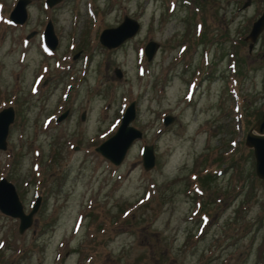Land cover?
Returning a JSON list of instances; mask_svg holds the SVG:
<instances>
[{
	"label": "rangeland",
	"instance_id": "374dc122",
	"mask_svg": "<svg viewBox=\"0 0 264 264\" xmlns=\"http://www.w3.org/2000/svg\"><path fill=\"white\" fill-rule=\"evenodd\" d=\"M245 1L28 0L18 23L0 0V108L14 111L0 177L25 212L40 196L22 232L0 211V264H264V184L243 144L264 106V27L250 50L243 37L264 1ZM123 15L137 31L101 44ZM130 101L141 136L114 164L94 147Z\"/></svg>",
	"mask_w": 264,
	"mask_h": 264
},
{
	"label": "water",
	"instance_id": "95a60500",
	"mask_svg": "<svg viewBox=\"0 0 264 264\" xmlns=\"http://www.w3.org/2000/svg\"><path fill=\"white\" fill-rule=\"evenodd\" d=\"M28 0H16L14 6L8 13V18L13 22L21 23L26 18L25 4ZM57 0H45L46 3L52 4ZM264 1V0H263ZM249 0L243 2L247 4ZM139 24L134 18L123 15L121 21L111 27L103 28L98 34V41L107 46H115L127 37L132 36L138 29ZM264 27V7L260 14L251 21L250 27L243 39L248 40L247 48L251 49L257 35ZM113 32V33H112ZM116 32V33H115ZM43 40L49 48L55 45V35L52 30L50 20H47L42 31ZM157 48V42L149 39L143 46V53L146 59H150ZM115 75L120 76V71L116 67ZM67 113V109L61 111L55 120L62 119ZM13 107L7 105L0 108V149L6 146V132L8 123L13 119ZM83 117V112L80 114ZM134 116V102L130 101L120 116V121L115 131L99 142L94 148L101 155L108 158L114 164L119 163L126 149L134 138L141 136V130L130 124ZM172 120L170 114L162 117V123L167 124ZM243 144L251 149L253 156L254 174L262 180L264 184V106L260 115L255 119L251 127L245 132ZM141 164L144 169H148L154 164V152L151 144H143L141 149ZM40 196L36 195L28 211H24L21 202L18 199L14 185L0 177V211L18 219L17 231L22 232L30 225L32 214L39 204Z\"/></svg>",
	"mask_w": 264,
	"mask_h": 264
},
{
	"label": "trees",
	"instance_id": "16d2710c",
	"mask_svg": "<svg viewBox=\"0 0 264 264\" xmlns=\"http://www.w3.org/2000/svg\"><path fill=\"white\" fill-rule=\"evenodd\" d=\"M203 35V34H202ZM260 115V114H259ZM258 117V116H257Z\"/></svg>",
	"mask_w": 264,
	"mask_h": 264
}]
</instances>
